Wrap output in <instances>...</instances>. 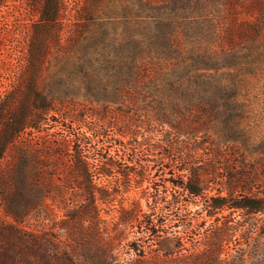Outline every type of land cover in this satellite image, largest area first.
<instances>
[{
  "label": "trees",
  "instance_id": "16d2710c",
  "mask_svg": "<svg viewBox=\"0 0 264 264\" xmlns=\"http://www.w3.org/2000/svg\"><path fill=\"white\" fill-rule=\"evenodd\" d=\"M7 1L0 0V9ZM30 1L38 6L39 19L32 26L24 71L0 100V165L24 132L40 131L44 117L78 108L65 92L68 70L81 76L82 85L90 81L107 94L112 90L109 95L123 103L157 97L158 118L177 130L165 134L162 146L144 143L147 138L132 145L140 125L131 119L107 121L109 109L90 114L95 118L87 126L91 136L74 134L71 154L70 174L86 178L76 182L83 203L63 206L68 246L58 248L62 257L55 263L223 264L232 256L236 236H244L237 216L264 214V0H135L130 12L120 14L125 34L115 51L86 43L97 28L117 18L107 10L111 0H85L76 16L79 25L64 46L62 0ZM56 52L79 58L60 57L49 83L46 71ZM112 52L113 59L107 56ZM99 53L103 59L89 58ZM106 127L128 137L116 143L115 154L106 153L112 141ZM210 131L217 139L205 147ZM16 149L26 157L34 148L20 142ZM148 152L155 158L145 159ZM257 152L260 158H250ZM93 170L106 178L132 172L138 185L155 186L146 195L148 211L135 201L122 205L111 224L101 220L98 202L111 203L112 193L96 189ZM160 171L164 185L154 181ZM199 202L204 216L190 209ZM36 207L12 208L8 215L20 223ZM86 223L90 233H77ZM173 228L178 230L170 232ZM149 239L154 243H146ZM26 241L33 246L38 239ZM124 242L129 257L119 250Z\"/></svg>",
  "mask_w": 264,
  "mask_h": 264
},
{
  "label": "rangeland",
  "instance_id": "374dc122",
  "mask_svg": "<svg viewBox=\"0 0 264 264\" xmlns=\"http://www.w3.org/2000/svg\"><path fill=\"white\" fill-rule=\"evenodd\" d=\"M124 1V2H123ZM85 0H62V10L60 24L62 27L60 42L62 46L67 45L69 37L74 29L79 25L77 14L80 8L84 5ZM135 0H111L110 7L107 10L113 12L117 18L107 26H100L96 29L94 36H89L87 44H100L99 48L110 49L113 51L117 47L125 34L124 19L121 17L124 11L130 12L132 4ZM109 5L106 1L104 6ZM38 6L30 0H8L7 3L0 9V100L11 92L13 85L17 82L25 68V63L28 54L29 42L32 34V26L38 21ZM109 33V35H105ZM113 59L116 57L115 52L107 55ZM60 57H71V59L79 58V56L65 55L54 53L49 58V71H46V78L49 83H52L56 72V63ZM89 58L98 60L103 59L101 53L89 54ZM68 70V69H67ZM64 73V72H63ZM78 73L68 70L63 75L67 80L65 92H70L72 99L76 102L78 108L70 110L62 108L60 114H52L49 117H44L43 124H37L41 129L28 130L24 132L17 143L10 147L5 158L0 165V264H27L26 258L30 259L33 264H61L55 263L59 257L58 248L68 246L66 242L67 233L66 227L61 226V222L65 221V211L67 208H72L74 202H82V190L77 185V181H84L85 177H73L70 174L72 165V146L75 140L74 134L80 136L85 134L91 136L87 126H90L95 121L90 114L96 110L104 111L109 109V114H106L107 121L109 118L113 121L131 119L141 128L137 136H134L131 143L136 145V141L144 143H153L165 139V134L168 135L172 131L175 135L177 130H171L169 125L163 124L159 115L157 116L156 109L158 104L154 99L140 98L137 103L127 101L123 103L118 101L112 90L107 94L102 87L88 81L87 85H82V80L77 78ZM59 75V74H57ZM72 75L74 80L72 81ZM81 77V76H80ZM50 88L52 84L49 85ZM57 88V86H53ZM66 93V94H67ZM68 95V94H67ZM166 106V103H165ZM111 110V111H110ZM114 111V112H112ZM112 112V113H110ZM106 113V112H105ZM115 117V119H113ZM159 117V118H158ZM111 126V125H110ZM104 132L112 140L109 143L111 154H115L116 147L120 142L127 140L114 128H104ZM210 137L205 136L203 139L207 141L205 147H208L212 140L217 139L216 134L210 131ZM170 135V134H169ZM203 133H200V139ZM130 136V135H129ZM187 135H182V138ZM77 138V137H76ZM187 138V137H186ZM131 139V138H130ZM95 138H92L93 144ZM20 142H25L34 148L32 155L29 153L26 157L20 156V152L16 146ZM58 146H62L56 149ZM80 147V145H78ZM222 147H224L222 145ZM85 154L90 156L86 145L83 144ZM36 150H39L38 152ZM58 151V153H55ZM35 152L37 154L35 155ZM146 153V158L154 159L152 152ZM262 153L257 152L250 158L258 159ZM160 157V156H159ZM158 157V158H159ZM94 171V170H93ZM124 173H129V170H124ZM153 175L155 170L152 171ZM159 174V175H158ZM154 177L156 184L164 185L163 171H160ZM93 180L96 189H107L112 193V202L102 204L98 202L99 217L103 221L112 223V219L119 216L117 210L121 206L131 207L133 202L139 201L143 205V209L148 211L147 197L149 192L154 191V187L149 182H144L138 185L134 181V174L123 178L121 175H116L112 178L102 177L94 171ZM62 194L65 200L59 197ZM98 194H100L98 192ZM30 204H36V209H33L29 216L25 217L20 223L16 222L13 217L8 215L12 208L15 210L25 211ZM68 207L63 208L64 205ZM203 202L198 205H191L190 209L194 212L199 210L200 216H204L202 211ZM244 226V236H236V241L231 246L232 256L223 264H264V214L249 217L237 216V219ZM104 222L101 226H104ZM65 226V225H64ZM88 226L86 223L84 228L78 230L77 233L89 234L90 231L85 229ZM178 230L177 228L169 231ZM166 236V235H164ZM27 237L37 238V244L33 245L30 241H26ZM133 239V236L130 237ZM146 243L153 244L152 239L146 240ZM240 249L242 251H240ZM124 257H129L127 254L126 242L119 249ZM227 258V256H224Z\"/></svg>",
  "mask_w": 264,
  "mask_h": 264
}]
</instances>
